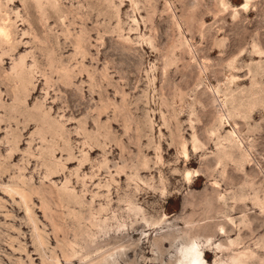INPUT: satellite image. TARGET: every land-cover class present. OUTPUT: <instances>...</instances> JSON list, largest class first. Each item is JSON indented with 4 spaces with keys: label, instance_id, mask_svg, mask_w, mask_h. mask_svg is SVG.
Listing matches in <instances>:
<instances>
[{
    "label": "rangeland",
    "instance_id": "374dc122",
    "mask_svg": "<svg viewBox=\"0 0 264 264\" xmlns=\"http://www.w3.org/2000/svg\"><path fill=\"white\" fill-rule=\"evenodd\" d=\"M1 29L0 264H264V0H0Z\"/></svg>",
    "mask_w": 264,
    "mask_h": 264
},
{
    "label": "bare ground",
    "instance_id": "6f19581e",
    "mask_svg": "<svg viewBox=\"0 0 264 264\" xmlns=\"http://www.w3.org/2000/svg\"><path fill=\"white\" fill-rule=\"evenodd\" d=\"M26 2V1H25ZM25 2H24V4H25ZM22 3V2H21ZM30 3V2H29ZM46 9V8H45ZM0 36H2V37H4V38H6V39H8V34L6 33V31L4 30V29H1L0 30Z\"/></svg>",
    "mask_w": 264,
    "mask_h": 264
}]
</instances>
